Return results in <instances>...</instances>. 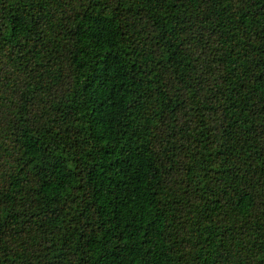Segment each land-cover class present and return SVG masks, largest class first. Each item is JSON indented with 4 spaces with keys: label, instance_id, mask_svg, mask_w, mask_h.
<instances>
[{
    "label": "trees",
    "instance_id": "16d2710c",
    "mask_svg": "<svg viewBox=\"0 0 264 264\" xmlns=\"http://www.w3.org/2000/svg\"><path fill=\"white\" fill-rule=\"evenodd\" d=\"M0 264H264V0H0Z\"/></svg>",
    "mask_w": 264,
    "mask_h": 264
},
{
    "label": "rangeland",
    "instance_id": "374dc122",
    "mask_svg": "<svg viewBox=\"0 0 264 264\" xmlns=\"http://www.w3.org/2000/svg\"><path fill=\"white\" fill-rule=\"evenodd\" d=\"M21 86H22V85H21ZM21 86H20V87H21ZM10 120H11V119H10ZM12 120H13V118H12Z\"/></svg>",
    "mask_w": 264,
    "mask_h": 264
}]
</instances>
